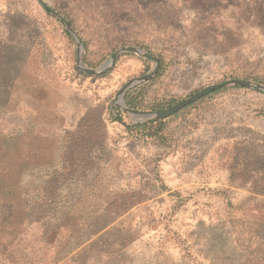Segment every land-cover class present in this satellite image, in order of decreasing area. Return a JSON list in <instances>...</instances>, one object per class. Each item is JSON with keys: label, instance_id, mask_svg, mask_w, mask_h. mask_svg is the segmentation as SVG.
<instances>
[{"label": "rangeland", "instance_id": "rangeland-1", "mask_svg": "<svg viewBox=\"0 0 264 264\" xmlns=\"http://www.w3.org/2000/svg\"><path fill=\"white\" fill-rule=\"evenodd\" d=\"M42 1L72 21L89 69L125 47L159 60L153 78L125 92L136 111L164 112L226 80L264 86V0ZM0 39L20 47L23 59H11L13 48L7 59L0 52V204L14 203L21 218L19 187L33 189V173L58 165L67 148L62 130L96 106L113 153L104 174L115 177L98 205L117 195L125 204L133 192L143 200L73 253L60 252L77 223L72 215L58 243L33 254L36 233L23 226L17 236H4L13 238L12 248L0 258L19 253L36 264H209L210 256L219 257L209 242L214 227L263 220V93L220 89L157 121L159 138L136 139L109 113L119 110L123 85L149 74L152 62L125 53L104 74L79 72L72 36L35 0H0ZM84 198L75 204L79 212L92 204Z\"/></svg>", "mask_w": 264, "mask_h": 264}, {"label": "trees", "instance_id": "trees-1", "mask_svg": "<svg viewBox=\"0 0 264 264\" xmlns=\"http://www.w3.org/2000/svg\"><path fill=\"white\" fill-rule=\"evenodd\" d=\"M69 23L74 30L72 21ZM25 41H28L27 37ZM8 44L0 41V52L3 57L6 58L13 48L16 53L10 54L11 59H22L19 56L21 48ZM30 49L28 47L29 51ZM6 84L5 82L2 86L4 87ZM124 104L129 109H140L130 99L128 93L124 95ZM112 110L113 114L109 113L111 120L122 124L125 131L129 135H133L134 138H159L162 122L125 123L122 120L121 112L115 108ZM72 118L74 117L72 116ZM75 118L77 119V117ZM75 120L72 128L62 130L61 144L67 145V148L62 147L59 160L57 159V163L59 162L57 167L53 166L47 170L33 173L32 177L34 182L36 181V187L33 189H27L24 184L19 187L20 192L15 201L20 203L21 218H16L14 203L0 204V251L12 248L10 244L13 238L6 242L3 241L5 240L4 236L15 237L21 233L24 226V229H32L36 233L34 236L36 240L34 238L29 246L32 250H36L33 254L40 253V249L44 246L58 243L59 237H62L64 233L66 217L73 215L71 220L76 216L77 223H74L75 226L71 227L72 230L66 237L69 243L67 242L60 249L61 254L67 253V250L68 253H73L97 237L109 225L121 219L133 207L143 203L138 193L133 192L126 199L129 200L125 204L121 203V196L117 195L110 199L107 206L98 205L106 189L112 188L111 180L115 178L104 174L108 165L111 166L113 153L107 149L105 143L106 134L103 130L102 110L99 106L89 108L76 122ZM111 172L114 173L113 175H117L114 168ZM84 191L86 192L85 198ZM87 197L89 200L91 198L92 204L87 205L84 212L76 210L75 204L82 198L88 200ZM213 232L216 235L212 233L209 242L213 243L211 246L216 249V254L219 257L210 256L212 259H209V264H264V217L263 220L247 222L244 225L235 224V222L221 223L214 227ZM187 250L188 248L183 249L184 252ZM13 256L11 254L1 255L0 264H36L25 254L23 256L16 253ZM185 256L181 255L182 260ZM182 263L187 264L185 261ZM143 264H146L145 260Z\"/></svg>", "mask_w": 264, "mask_h": 264}, {"label": "water", "instance_id": "water-1", "mask_svg": "<svg viewBox=\"0 0 264 264\" xmlns=\"http://www.w3.org/2000/svg\"><path fill=\"white\" fill-rule=\"evenodd\" d=\"M37 3L48 13L52 14L56 18H58L60 21L63 22L66 31L72 36L73 40L76 43V69L84 73L86 75H92V76H99L101 74H104L105 72L111 70L114 66L115 60L122 54L128 53L132 54L135 56H138L140 58L146 59L147 61H150L153 63L154 67L152 71L140 78H135L130 80L127 84L123 85V87L119 90V92L116 95V100L119 101L115 104V106L124 114L128 115L131 118V121L133 124H143V123H148V122H157V121H162L175 113L181 111L185 107L189 106L190 104L198 101L199 99L205 97L206 95L215 92L217 90L227 88V87H239V88H245L248 90H253L257 91L260 93L264 94V86L259 85V84H254V83H248V82H243L239 80H226L221 83L215 84L208 86L193 96L183 100L182 102L176 104L175 106L171 107L170 109L161 112V113H155V112H144V111H136V110H131L127 108L122 101V98L125 94L126 91L131 89L132 87L150 80L153 78L159 69L160 63L159 60L148 53L142 51L141 49L138 48H132V47H125L121 48L115 53H113L110 58L98 69H89L88 67L85 66V64L82 61V51H83V45L81 43V40L77 36V34L71 29L69 23L63 19L59 14L54 12L52 9H50L42 0H35Z\"/></svg>", "mask_w": 264, "mask_h": 264}]
</instances>
